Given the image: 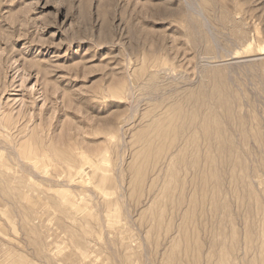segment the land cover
<instances>
[{"label":"rangeland","instance_id":"1","mask_svg":"<svg viewBox=\"0 0 264 264\" xmlns=\"http://www.w3.org/2000/svg\"><path fill=\"white\" fill-rule=\"evenodd\" d=\"M0 264H264V0H0Z\"/></svg>","mask_w":264,"mask_h":264}]
</instances>
